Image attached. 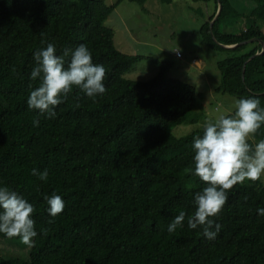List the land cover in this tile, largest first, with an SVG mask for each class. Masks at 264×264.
Here are the masks:
<instances>
[{"label":"trees","instance_id":"16d2710c","mask_svg":"<svg viewBox=\"0 0 264 264\" xmlns=\"http://www.w3.org/2000/svg\"><path fill=\"white\" fill-rule=\"evenodd\" d=\"M148 0H0V183L34 204V238L27 258L5 259L8 238L0 234V264H264V185L245 181L229 191L217 217L222 225L215 240L187 227L167 231L181 210L191 214L193 193L203 187L193 175L191 143L203 128L180 139L175 127L199 105L197 89L169 79V63L149 82L125 75L147 59L117 49L106 27L117 5ZM205 4L200 29L203 44L227 51L217 62L219 91L259 97L264 108V54L254 38L264 41V0H192ZM172 4L173 0H161ZM222 11L211 29L218 13ZM223 45H238L225 49ZM52 42L57 54L84 44L93 62L106 69V92L95 100L73 88L57 106L54 119L28 110L33 54L41 41ZM242 44V45H241ZM264 139V126L253 136ZM250 144H255L250 141ZM33 168L48 170L39 180ZM56 193L64 210L48 223L45 195Z\"/></svg>","mask_w":264,"mask_h":264},{"label":"clouds","instance_id":"9594fccd","mask_svg":"<svg viewBox=\"0 0 264 264\" xmlns=\"http://www.w3.org/2000/svg\"><path fill=\"white\" fill-rule=\"evenodd\" d=\"M41 47L33 54L34 66L29 80L28 110L36 116L33 125L39 126L40 118L54 119L56 108L64 103L75 87L86 98L95 100L106 92V69L94 63L91 51L84 44L74 49H64L57 54L52 42L41 41ZM264 126V108L259 97H241L235 101L231 115L220 114L215 120H205L202 135L191 143L193 175L203 187L193 193V211L189 215L181 210L168 224L171 234L177 228L200 230L205 239L215 240L222 225L217 222L229 196V191L245 181H256L264 176V139L254 145L248 141ZM31 174L41 181L48 179V170L33 168ZM48 223L52 224L65 207L64 200L56 193L45 195ZM264 216V208H257ZM34 204L18 191L0 183V234L8 238L18 237L28 247L34 244L40 233L35 228Z\"/></svg>","mask_w":264,"mask_h":264},{"label":"rangeland","instance_id":"374dc122","mask_svg":"<svg viewBox=\"0 0 264 264\" xmlns=\"http://www.w3.org/2000/svg\"><path fill=\"white\" fill-rule=\"evenodd\" d=\"M118 1L104 0L109 6ZM204 7L205 4L192 0H173L172 4L148 0L143 6L124 1L117 5L105 23L114 32L119 51L147 58L133 66L125 75L127 80L149 82L160 73L159 62L169 63L172 67L166 77L194 86L201 95V101L189 119L173 129L174 139L202 129L205 120H215L220 114L231 115L235 101L239 99L218 90L221 74L217 62L232 54L210 50L203 44L200 29L207 16ZM250 141L257 142L254 137ZM259 181L264 185V176ZM1 248L5 259L29 256V247L20 240H5Z\"/></svg>","mask_w":264,"mask_h":264},{"label":"water","instance_id":"95a60500","mask_svg":"<svg viewBox=\"0 0 264 264\" xmlns=\"http://www.w3.org/2000/svg\"><path fill=\"white\" fill-rule=\"evenodd\" d=\"M221 11H222V5L219 4L218 13H217L215 19L213 21H211L210 27H211L212 30H213V25H214L215 21L218 19L219 15L221 14ZM211 34H212V37H213L214 41L216 42V44H218L219 46H221V47H223L225 49H235V48L238 47V45H233V46L223 45V44H221V43H219L217 41V39L215 38L213 33H211ZM255 42H258V43H260L262 45V50L259 53H257L255 56H253L252 58H255L257 56H260V55L264 54V41L261 38H254L252 40H249V41H246V42L242 43V44H251V43H255Z\"/></svg>","mask_w":264,"mask_h":264},{"label":"crops","instance_id":"0c3cea01","mask_svg":"<svg viewBox=\"0 0 264 264\" xmlns=\"http://www.w3.org/2000/svg\"><path fill=\"white\" fill-rule=\"evenodd\" d=\"M197 64H199L198 62H196ZM200 66V65H199Z\"/></svg>","mask_w":264,"mask_h":264}]
</instances>
